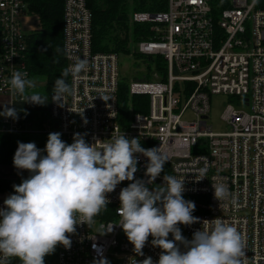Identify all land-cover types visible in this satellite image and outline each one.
Segmentation results:
<instances>
[{
    "label": "built area",
    "instance_id": "obj_1",
    "mask_svg": "<svg viewBox=\"0 0 264 264\" xmlns=\"http://www.w3.org/2000/svg\"><path fill=\"white\" fill-rule=\"evenodd\" d=\"M35 18L26 0H0V112L5 106L15 107L19 117L0 115V135L60 132L61 139L71 144L74 134L80 133L91 145L124 133L129 139L139 138L144 148L161 147L168 162L160 176L149 184L147 158L137 153L134 177L150 190L163 185L165 174L184 179L182 195L195 203L193 215L199 222L178 225L182 235L190 241L194 232L211 227L207 221L221 218L242 235L243 264H264V0L255 4L253 0H168L165 12L134 13L131 22L151 23L154 35L137 45L138 53L162 57L165 71L164 76L156 75V81L129 85L130 96L147 95L149 105L146 113L127 116L119 103L118 55L93 51L87 0H64L66 64L77 58L88 60L86 71L67 77L73 94L63 106L52 101V94L45 105L36 106L20 103L19 96L12 95L8 81L14 70L26 71L32 79L26 54L30 34L40 24ZM213 95L234 98L239 106L225 108L226 132L214 133L208 125ZM201 169H206L204 178ZM129 183L125 180L107 194L110 203L91 228L76 226V232L69 234L71 247L60 245L56 264H93L101 258L109 264H131L132 259L139 262L147 257L154 264L159 260L162 249L152 245L151 236L139 256L118 225L119 193ZM212 183H225L230 196L217 200ZM11 194L15 193L0 192V209ZM168 239H173L171 234ZM177 244L182 252L186 250Z\"/></svg>",
    "mask_w": 264,
    "mask_h": 264
},
{
    "label": "clouds",
    "instance_id": "obj_2",
    "mask_svg": "<svg viewBox=\"0 0 264 264\" xmlns=\"http://www.w3.org/2000/svg\"><path fill=\"white\" fill-rule=\"evenodd\" d=\"M256 2L253 0V4ZM87 69L86 58H77L65 67L54 82L52 101L63 106L66 97L73 94L67 77L75 78ZM8 84L20 103L48 102L47 95L35 91L36 81L29 79L26 71L14 70ZM0 115L19 118L15 107L5 106ZM17 143L13 164L31 175L13 185L15 194L9 195L0 209V264H12V258H18L20 264H45V256L53 254L57 245L69 249V234H74L80 224L91 228L110 203L107 194L125 180L131 183L119 193L118 225L137 255H144L142 250L151 236L152 245L162 249L155 264H243L246 252L242 235L236 226L221 218L207 221L211 227L197 230L190 241L182 235L178 225L199 222L193 215L195 203L182 195L184 179L165 174L163 185L150 190L143 180L134 177L138 171L137 153L147 158L148 183L160 176L168 162L161 147L144 148L139 138L129 139L124 133L112 136L109 142L97 140L90 145L80 133L67 144L60 132H52L43 150L46 155H41L34 142ZM205 172L200 170L201 178L206 177ZM212 186L220 202L230 196L225 183ZM103 229L101 224L99 231ZM177 242L186 250L182 252ZM93 264L109 262L101 258ZM131 264L154 261L147 257L139 262L132 259Z\"/></svg>",
    "mask_w": 264,
    "mask_h": 264
},
{
    "label": "trees",
    "instance_id": "obj_3",
    "mask_svg": "<svg viewBox=\"0 0 264 264\" xmlns=\"http://www.w3.org/2000/svg\"><path fill=\"white\" fill-rule=\"evenodd\" d=\"M29 11L39 19L38 29L30 34L26 54L27 68L32 79L36 81L35 91L51 96L53 85L62 70L67 66L63 54V14L64 0H26ZM92 13V45L95 53L137 55V45L154 38L151 23H132L134 13L158 14L168 10V0H87ZM1 38V28H0ZM59 49V52H57ZM1 53V49H0ZM150 60L154 57L149 58ZM156 60V59H155ZM157 69L164 73L165 64L157 62ZM119 103L121 113H146L149 97L139 95L131 97L129 84L121 82ZM0 135V167H15L13 157L19 142H34L46 155L45 145L48 135ZM21 180L0 179V190H14ZM194 211L193 213H195ZM60 245L55 254L45 264L56 261Z\"/></svg>",
    "mask_w": 264,
    "mask_h": 264
},
{
    "label": "rangeland",
    "instance_id": "obj_4",
    "mask_svg": "<svg viewBox=\"0 0 264 264\" xmlns=\"http://www.w3.org/2000/svg\"><path fill=\"white\" fill-rule=\"evenodd\" d=\"M36 21L38 22V18ZM134 52L137 55H126L120 54L118 56L119 62V75L121 81L128 83L129 85L135 82H153L156 81V75L164 76V73H161L159 69H157V62L162 60L163 64L165 61L162 57H154V59L150 60L151 57L142 56L133 48ZM156 59V60H155ZM211 111L209 113L208 125L212 127L214 133H222L226 132L228 129L224 122L222 121V114L225 108L228 105L234 106L236 109H239L236 99H230L224 95H213L210 99ZM36 106V105H35ZM242 110L249 111L246 107H242ZM187 117H190V113L188 112ZM48 135V134H47ZM36 135H28L23 137H28L29 140H32L31 137ZM31 173L27 170H20L15 167H0V179H13V180H22L27 179ZM0 192H8V193H15L14 190H0ZM55 251L53 254L45 256V261H48L52 256H54ZM12 264H20L18 258H13ZM56 264V261L53 263Z\"/></svg>",
    "mask_w": 264,
    "mask_h": 264
}]
</instances>
